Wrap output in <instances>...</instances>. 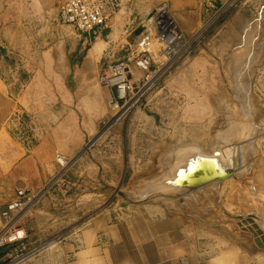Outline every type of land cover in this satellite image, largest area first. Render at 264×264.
I'll return each instance as SVG.
<instances>
[{
  "label": "crops",
  "instance_id": "1",
  "mask_svg": "<svg viewBox=\"0 0 264 264\" xmlns=\"http://www.w3.org/2000/svg\"><path fill=\"white\" fill-rule=\"evenodd\" d=\"M117 1L121 9L106 26L82 33L60 22L63 0H0V226L1 210L19 188L39 191L47 182L68 181L49 191L54 207L41 197L24 212L26 242L0 249V264L21 246L27 253L21 264H264V247L248 219L258 216L264 228V171L255 166L252 182L240 172L243 178L237 174L232 183L238 190L251 182L256 210L237 191L225 213L209 188L178 201H131L122 188L138 178L131 167L144 157L148 116L141 107L114 114L98 82L106 62L148 51L155 34L148 15L156 6L168 4L189 49L201 36L206 40L212 19L226 12L225 0ZM46 37L52 41L44 47ZM177 142L162 143L169 147L161 162L193 145ZM57 152L72 155L64 177ZM60 193L67 198H57ZM49 220L55 229L65 227L55 246L46 243Z\"/></svg>",
  "mask_w": 264,
  "mask_h": 264
},
{
  "label": "rangeland",
  "instance_id": "2",
  "mask_svg": "<svg viewBox=\"0 0 264 264\" xmlns=\"http://www.w3.org/2000/svg\"><path fill=\"white\" fill-rule=\"evenodd\" d=\"M225 3L226 12L217 15L218 19H212L206 40L202 42L201 36L191 48L180 49L168 66L159 68L162 62L171 61V58L169 60L168 56L157 53L150 44L146 50L154 57L155 63L147 72L151 77L148 88L144 89L146 72L132 62V68L135 66L134 69L138 71L134 80L136 86L145 85L140 100L128 113L120 116L141 107L146 110L148 118L144 157L135 167H131L133 173L138 171V178L132 177L129 184L122 188L124 192H129L131 200L149 193L161 176L167 173L168 164L161 162V153L169 146L163 147L162 143H195L206 151L232 146L234 150L228 155H241L245 161L251 154L258 155L261 162L255 164L264 168V0H225ZM211 13L214 16V11ZM144 39L149 42L147 35ZM144 52L135 51L132 57ZM176 59L178 61L173 62ZM112 112L115 114L117 111ZM118 119L112 118L109 124L101 127L96 137H105V132ZM251 166L249 170L244 169L243 174L247 181L252 182L256 169ZM238 178L242 179L243 176L239 174ZM251 182H242L238 190L232 186L222 196L224 205L221 206H229L238 191L246 208L251 210L254 205L250 201L256 197L252 194ZM59 183L68 186L67 180L54 182L50 190L58 187ZM212 189L209 188L210 191ZM260 195L264 197L263 193ZM43 197L49 198L51 206L57 204L51 193ZM57 198L63 200L67 194L60 193ZM66 203L61 202L58 207L64 209ZM222 210L227 213L225 209ZM49 221L51 227L53 222ZM64 229L52 226L46 243L58 245L63 235L60 232ZM67 229L72 228L67 226ZM19 250H24V247L21 246ZM23 253L27 255L26 251ZM9 261L10 256L1 264Z\"/></svg>",
  "mask_w": 264,
  "mask_h": 264
},
{
  "label": "built area",
  "instance_id": "3",
  "mask_svg": "<svg viewBox=\"0 0 264 264\" xmlns=\"http://www.w3.org/2000/svg\"><path fill=\"white\" fill-rule=\"evenodd\" d=\"M122 3L117 0H63L60 22L73 24L82 33L90 32L98 27L106 26L121 9ZM148 22L153 25L155 34L151 45L157 53L168 56L171 60L185 45V39L180 25L172 14L166 2L156 6L148 15ZM170 60V59H169ZM132 62L146 72L147 82L151 77L147 72L153 67L154 57L147 51L134 58L123 57L115 61L106 62L99 75L98 82L105 90L108 106L111 111L126 113L142 96L143 88L137 87L136 77L132 72ZM165 62V61H164ZM162 62L161 67H164ZM149 80V81H148ZM145 89V88H144ZM139 95L132 105L130 103ZM125 105H127L125 107ZM35 130V126L31 127ZM55 159L61 168L62 175L66 174L72 160L62 152L55 154ZM63 177V176H62ZM61 177V178H62ZM65 181L66 179H62ZM47 182L41 190L22 187L17 190L14 199L10 200L1 210L0 249L6 251L12 246L22 245L28 237L23 223V214L35 202L40 200L52 187ZM24 251H16V256L3 264H21L26 259Z\"/></svg>",
  "mask_w": 264,
  "mask_h": 264
},
{
  "label": "water",
  "instance_id": "4",
  "mask_svg": "<svg viewBox=\"0 0 264 264\" xmlns=\"http://www.w3.org/2000/svg\"><path fill=\"white\" fill-rule=\"evenodd\" d=\"M52 40L45 38L43 42V46H47ZM192 151H186L181 156H179L178 166H176L170 177L164 179L162 181V186L165 190L153 193L148 195L147 198L152 196L162 195L166 197L172 198H182L183 195L195 190L197 188L206 186L213 181L223 180L233 175L231 173L221 172L222 163L221 160L223 158L222 153L217 152L214 156H205L199 153H190ZM189 154V159L183 160V157ZM250 160H253V154L250 155ZM241 157V156H240ZM183 160V162H182ZM188 165V168L184 170V166ZM239 167L237 166V169ZM124 196V193H121ZM132 201V200H131ZM128 201L124 200L122 204H127ZM252 222V221H251ZM257 232L253 230V232L259 236V240H257L259 246L264 247V231L258 227Z\"/></svg>",
  "mask_w": 264,
  "mask_h": 264
},
{
  "label": "bare ground",
  "instance_id": "5",
  "mask_svg": "<svg viewBox=\"0 0 264 264\" xmlns=\"http://www.w3.org/2000/svg\"><path fill=\"white\" fill-rule=\"evenodd\" d=\"M160 67H161V65H160ZM150 85H151V81L146 85L145 89L148 88ZM138 97H139V95H137L133 99V101L130 103V105H132L134 103V101ZM233 148L234 147H232V146H228V147L224 146V147L216 148L213 151H206L201 146L193 143V145H190V147H185L183 149L179 148L178 151L177 150H172V151L168 152L167 155H166L167 157H166L165 163L166 164L168 163L169 169H168L166 175H164L163 177H161L159 179V181L157 183L158 185L156 184V187L154 189H152L149 193H146L145 195L141 196V198L143 199V201L147 200V199L157 198V197H159V199H163V200H166V201H169V200H177L178 201L179 198L166 197V196H162V195L152 196L150 198H147V196L151 195L153 193L159 192V191L165 192L164 188L161 187L162 186V181L164 179L170 177V175L172 174L173 169L176 166H178L179 162H181L179 160V156H181L186 151H192L190 153L194 152V153H199V154L205 155V156H214L217 152H219L220 154L222 153V155H223V158L221 160V163H222L221 172L231 173L232 171L235 170L233 172V175L228 177V178H225L223 180L213 181L210 184H207L206 186H203V187L197 188L195 190H192L191 192H188L187 194L183 195V198H185V196L188 195V194L196 192L197 190H206L208 188H212L213 187V189L211 191H213L215 193L214 196H215V198L217 200V204L222 209H224L223 206H221V204L224 205V200H223L222 196L224 194H226L229 191L230 188H232V183H233L234 179L236 178L237 174H239L240 172L241 173L244 172V169H248L249 170L250 169V165H252L251 168L252 167L254 168L255 166H257V164H255V163L261 162L260 159H259V156L255 155V154H253V160H250L251 156L249 155L247 161H245L243 157H240L241 155H239V156L234 155V154L228 155L227 154L228 152H233L232 151V150H234ZM188 157H189V154L186 155L185 157H183V160H186ZM183 160H182V162H183ZM237 166L239 167L238 169H237ZM187 168H188V165L186 164L184 166V170L187 169ZM259 169L264 171V168H259ZM132 201H138V199L132 200ZM234 217H236L238 219H240V218L243 219L244 218L243 215H236V216L234 215ZM247 218H248V216H247ZM248 219L250 220V222L252 221L251 224L253 225L252 226L253 230H255L257 232V228H255V226H258L264 231V228L261 225V220L259 219L258 216H250Z\"/></svg>",
  "mask_w": 264,
  "mask_h": 264
}]
</instances>
